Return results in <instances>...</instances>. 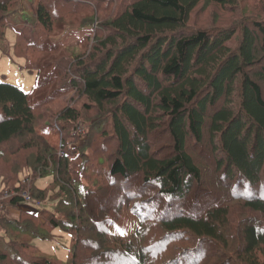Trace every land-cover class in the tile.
Returning <instances> with one entry per match:
<instances>
[{
	"label": "trees",
	"instance_id": "1",
	"mask_svg": "<svg viewBox=\"0 0 264 264\" xmlns=\"http://www.w3.org/2000/svg\"><path fill=\"white\" fill-rule=\"evenodd\" d=\"M202 1L237 10L236 0H36L37 35L26 42L18 33L15 43L38 51L24 63L35 84L0 80V157L28 150L32 159L23 164L31 174L22 179L18 169L4 182L16 192L5 207L25 203L23 191L59 203L0 215V264H208L210 256L213 264H264V11L191 26ZM13 3L0 0L3 30ZM70 26L91 28L77 46L51 41ZM70 93L81 107L59 110V122L89 128L83 147L64 142L58 156L38 116ZM97 136L98 160L88 150ZM50 176L47 187L36 184ZM206 182L226 198L196 215L191 202ZM53 185L60 194L49 197ZM130 203L137 232H114L113 215ZM149 225L163 231L152 243L143 236ZM56 228L73 238L66 260L32 244Z\"/></svg>",
	"mask_w": 264,
	"mask_h": 264
},
{
	"label": "rangeland",
	"instance_id": "2",
	"mask_svg": "<svg viewBox=\"0 0 264 264\" xmlns=\"http://www.w3.org/2000/svg\"><path fill=\"white\" fill-rule=\"evenodd\" d=\"M235 4L237 6L236 11L234 10V8H230L233 6L223 7L215 2L207 3L205 1H202L192 12L189 24L191 23V26L193 24H199L200 26L205 27H210L216 24H228L232 20H239L237 18L239 16H242V13L247 15L251 13H262L264 11V0H236ZM13 5L15 6H12L10 9L12 10V12L7 18L4 30L0 28V80H6L8 82L19 85L24 90H29L35 84L36 71H29L26 67H24V63H26L27 60L36 62L38 60V51L31 50L35 47H27L25 42H23V45H21L20 43L17 46L15 43L17 38L16 35L18 33H21L25 36L26 42L32 41L37 35V33H35L32 27L31 22V17L35 15L34 6L36 5V0H14ZM62 13H64V11H62ZM81 13L82 12H80V14ZM76 15L78 14L76 13ZM73 18L75 19L77 18V16ZM79 23H81L80 19L77 18L76 24L74 25H77ZM66 28V30H64L62 33H59L57 36H52L51 41H53L54 43L58 41L66 45L77 46L78 42L83 39V37L86 35L87 32H89L91 27L70 26L69 28ZM5 31L6 35H3ZM14 49L15 52H13ZM73 102L74 100L72 99V93H70L62 97V100H59L55 103H50L51 105L46 104L44 113L39 112L37 129L45 135V138L50 144L55 146L56 150L58 151V156H64V152L62 150V148H64V142H68L67 144L71 149H76V147L78 146L83 147L86 135L88 133L89 125H87V123L83 120L77 122L76 128L74 129L72 126H66L64 128L58 120L59 118L57 112L66 107L68 104H72ZM74 103L77 106L81 105V102L76 103L75 101ZM89 112L91 113L90 119L98 117L97 113H93L94 110ZM87 117L88 116L86 115L84 119ZM93 120L94 119H92V121ZM72 141L75 143H72ZM101 142L102 139L97 136V138H94V143L92 144L91 149L88 148L90 154L94 155L97 160L104 153V149L101 145ZM107 143H109L110 150H112L111 143L115 142L107 141ZM15 146H17V144L14 142L12 144V147L15 148ZM203 147H200V152L204 154H206V152L208 153L207 147L204 149ZM29 154L30 151L22 150L20 153L14 152L13 155L0 157L1 216L18 218L20 208H23V210L27 209L38 212L40 209L53 210V208H55V206L59 203L58 200L51 201L49 198L44 201L35 200V202L25 198V203L19 205V208L12 206H7V208L5 207L8 204V200L12 196L16 195V192L13 190V188H9V186H6L4 182H7V179L9 178L11 179V182H13L15 180L14 178L17 177L16 173L18 169H21V171H23L20 175V178L24 179L28 176L31 171H28V169L23 170V164L26 162V160H32ZM90 179L91 180L86 181V185H91L96 181V179H94L93 177ZM52 180L53 178L51 176L47 178L39 177L36 179V184L41 187H47ZM213 186L215 187L214 182H206L205 185L199 190L200 196L202 195V198L199 197V199L196 196V199L191 202L190 210H192L196 215L202 214L204 208L207 205L216 203L220 200L224 201V199L226 198L224 190H215ZM135 188H137V186ZM110 190L111 187L106 188V190L102 194L103 197H100L105 199L107 196H110ZM204 190H206L207 192L209 191V194L204 193ZM212 190L213 193H210V191ZM47 193L49 194V197H55L60 194V189H57V187L53 185L51 189L47 191ZM93 200L96 202L95 204L99 206L102 205L101 203L98 204L99 201L97 199ZM109 204H112V201L108 202V205ZM31 207H37L38 209L32 210ZM135 210H137V207L134 203L124 205L123 208L120 210L121 213L113 215L117 223H115V225L112 227V230L119 234L132 232L136 233L140 224L137 218V215L139 214H137ZM97 212H100V210H98ZM120 228H122L123 231H120ZM54 231L56 233V236H54L52 239H36L33 241L32 244L38 246L42 251H45L49 254H53L58 259L66 260L70 252L69 250L73 238L69 233L59 230L57 228ZM0 232L3 234L2 231ZM162 233L163 231L160 228L154 227L153 225H149L146 227L143 236L147 243H152L157 237H160ZM91 234L92 233H90L89 235ZM73 241H75V239ZM178 243L179 241H174L172 243L174 249L178 245ZM192 245L194 244H191V246ZM87 251L90 252L89 250ZM177 252L178 251H175V254L177 256L182 254H179ZM207 259H210L208 264H213L218 261L216 256H210Z\"/></svg>",
	"mask_w": 264,
	"mask_h": 264
},
{
	"label": "built area",
	"instance_id": "3",
	"mask_svg": "<svg viewBox=\"0 0 264 264\" xmlns=\"http://www.w3.org/2000/svg\"><path fill=\"white\" fill-rule=\"evenodd\" d=\"M60 152H62V151H60ZM23 196H24L26 199H29V200L31 201V197H30L28 191H23Z\"/></svg>",
	"mask_w": 264,
	"mask_h": 264
}]
</instances>
